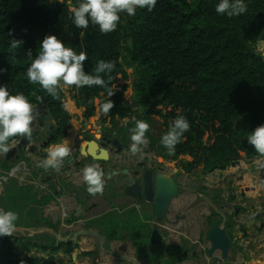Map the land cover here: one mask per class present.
<instances>
[{
    "label": "trees",
    "instance_id": "16d2710c",
    "mask_svg": "<svg viewBox=\"0 0 264 264\" xmlns=\"http://www.w3.org/2000/svg\"><path fill=\"white\" fill-rule=\"evenodd\" d=\"M217 3L157 0L150 12L122 13L117 29L102 34L91 23L87 29L74 26L70 16L79 0H0V85H6L11 94L23 93L34 106L50 109L53 136L47 147L68 136L74 116L67 108L66 92L60 87L54 99L39 85L30 84L25 75L43 38L56 35L77 53H87L86 72L94 74L101 59L115 62L108 82L114 90L111 97L99 86H70L76 106L85 109L84 116L97 114L110 134H125L121 123L127 118L122 130L134 127V118L146 121L152 149L170 159L189 155L190 160L181 161L187 172L202 165L209 169L227 164L243 152L253 155L247 135L264 124V59L254 51L264 31V0H245L247 11L232 18L217 14ZM132 76L133 104H128L126 91ZM102 78L107 80V75ZM109 99L114 107L105 115L101 105ZM180 115L190 129L176 145L175 154L168 155L160 138ZM156 122L160 126L154 135ZM12 164L4 158L6 171ZM3 191L0 208L18 214L16 227L56 229L43 217L47 200L36 198L33 186L11 178ZM61 245L49 234H12L3 243L0 264H56L52 259Z\"/></svg>",
    "mask_w": 264,
    "mask_h": 264
},
{
    "label": "crops",
    "instance_id": "0c3cea01",
    "mask_svg": "<svg viewBox=\"0 0 264 264\" xmlns=\"http://www.w3.org/2000/svg\"><path fill=\"white\" fill-rule=\"evenodd\" d=\"M47 110V109H46ZM48 111V110H47ZM35 122L38 120L35 119ZM33 130V129H32ZM71 147V155L65 160H69L70 157L75 156L77 153L74 144L69 143ZM142 150V149H141ZM37 157V153H31ZM40 155V154H39ZM127 155H132L127 153ZM134 156V155H133ZM132 156V157H133ZM42 160V156H38ZM138 162L139 157H134ZM115 160L124 162V152L121 155H116ZM84 163L81 166L75 167L69 165V167H62V175L60 180H55L52 175L48 174V171L42 169L40 173H45L46 180L41 183V187L44 189L47 187V194L44 195L47 200V204L43 207V217L56 226L57 231L64 237L72 239L70 243V249L64 256L60 252L55 256L62 263L65 261H72L73 255L76 256V264H160V257L156 254L159 252L162 257L169 253L172 249L171 245L179 246L181 243L188 244L189 247L193 245V241L198 238V231L204 230V224L199 223L197 220V214L193 213V216L188 223V226L196 225L198 229L191 230L190 234L177 235L170 234V230L159 229L162 235V245L157 246L151 242L152 232L156 227L154 222V216L149 211L142 212L140 206L136 204L130 196H123V189L120 188V184L116 187L107 188V181L114 167L110 168V162L106 161H94L99 168L106 169L103 171L104 178V190L105 196L110 191V202L103 200V195L97 194L96 196H87L83 201V204L88 207L90 213L85 214V211L78 198L80 195L77 193V187L84 186L83 181V168L89 165L90 161L86 158H82ZM15 163L16 161H12ZM114 162V160H113ZM171 162H167L166 167H169ZM245 170L244 177L238 180L236 168H230L227 170L221 180L225 182L221 184L222 197L227 201L230 199L231 194H238L247 186H252L246 193V197H240L238 202L245 208L244 212L237 217H231L227 229L229 235L234 241V246L231 250V255L236 259L234 264H264V217H258L257 212H263L264 205V186L258 181L261 174L258 172L256 175L251 174L248 169V165L244 162L241 165ZM203 170H200L198 174H201ZM241 173V172H240ZM60 174V175H61ZM218 173L215 174H201V179H205L204 184L207 192H210L215 180L218 181ZM225 178V179H224ZM198 178L193 177L192 181H186L183 177V185L192 183ZM106 186V187H105ZM237 186V187H236ZM33 191L37 193V188H33ZM123 194V195H122ZM91 199V200H90ZM195 200V195H183L178 204H175L174 209L178 212L180 206H183L187 201ZM82 201V200H81ZM234 202L223 203L222 205L231 213L234 206ZM149 209H152L151 207ZM205 214L208 213L207 209H203ZM90 214V215H89ZM104 216V218H102ZM96 217V218H95ZM102 218L101 220H97ZM124 218V234L119 233L120 226L123 225ZM173 214L168 215V221L172 220ZM120 220V221H118ZM122 223V224H121ZM201 224V226H199ZM210 228H206L208 232ZM92 230L95 234L90 235L84 233V230ZM114 233H110V232ZM194 231V232H193ZM82 235H78V233ZM209 233L206 234L204 240V246L210 247ZM84 252H94V255H84ZM217 253L215 256H218ZM44 256V255H43ZM193 252V249L188 250L186 259L178 264H211L213 255L210 256L207 251H200V259H197ZM45 258H48L44 256ZM60 262L58 264H60ZM65 263V262H64Z\"/></svg>",
    "mask_w": 264,
    "mask_h": 264
},
{
    "label": "clouds",
    "instance_id": "9594fccd",
    "mask_svg": "<svg viewBox=\"0 0 264 264\" xmlns=\"http://www.w3.org/2000/svg\"><path fill=\"white\" fill-rule=\"evenodd\" d=\"M157 0H79L77 7L71 12V20L78 29H87L89 24L98 26L102 34L113 32L121 20V14L135 16L137 9H147L149 12L156 6ZM245 0H218L215 12L229 18L237 17L247 11ZM40 51L27 67L25 75L30 84L39 85L52 98H57L60 87L75 86L76 88L99 86L104 88L108 96L114 90L108 87L112 79L111 73L116 64L114 61L99 60L94 74L84 70V62L88 60L85 51L74 50L56 35H47L39 44ZM32 55L31 51H28ZM107 75V80L102 78ZM114 104L111 99L101 105L103 114L107 115ZM35 106L23 93L11 94L6 85H0V155L11 150L12 138H30L32 125L36 119ZM134 127L130 129V151L136 154L141 147L149 143L146 133L149 124L146 121L133 119ZM190 124L183 115L175 118L168 131L160 138V144L167 150L168 155L175 154V148L182 141ZM247 142L259 156L264 157V124L257 126L247 135ZM71 155V147L67 140L50 144L46 156L39 162V167L59 171L66 158ZM83 181L90 196L103 194V171L95 164L83 168ZM19 217L15 211L0 208V236H11L16 230ZM76 264V256L72 257Z\"/></svg>",
    "mask_w": 264,
    "mask_h": 264
},
{
    "label": "flooded vegetation",
    "instance_id": "af4514ba",
    "mask_svg": "<svg viewBox=\"0 0 264 264\" xmlns=\"http://www.w3.org/2000/svg\"><path fill=\"white\" fill-rule=\"evenodd\" d=\"M257 44H259L261 47L258 48ZM254 51H255V53L259 52L260 53L259 56H262L263 59H264V31H263V34L259 37V39L255 43ZM99 125L101 127L100 137H102L104 133H107L109 139L118 138L124 144V150L120 154H118V155H121L124 152V162L123 161L120 162L118 160H115L114 157L117 154H115L114 152L111 153V162L110 161L107 162V163H109V162L111 163L110 164V168L114 167L112 172H111V175H110V177H109V179H108V181L106 183L107 184V188L109 190H110V187L114 188V187H116L119 184L117 182V179H118L119 176L113 174V172L115 170L117 172H119L120 174H124V178L127 177L126 175L133 176V172L137 169V164L139 162L145 161L147 163V165H149V166L155 165L156 170L159 171V169H160V171H163V172H166V173H169L170 175H172L174 177L176 183L179 184L180 187H181L180 190H179L178 197L175 198L172 201L169 210L164 215V219L163 220H157L156 219L155 207H154L153 203L138 202L135 199H132L130 197L136 204H138L140 206V209H143L142 212L149 211L151 213V215L154 216V222L156 223V227H157L155 229H158V231L160 232L161 229H164V228L167 229L168 228V230H170V234H168V235H171V233L177 234V235H181V236L182 235L184 236L186 233L190 234L191 230L198 229L196 225H192L191 227L188 226V223L190 222V219L193 216V213L197 214V217H198L197 220L199 221V223L204 224V226H205L204 230L202 229V230L198 231V238H197L196 241H193V245L191 247H189L188 244H185V243L182 242L181 245H179V246L171 245L172 249L169 250V253H167V255L164 256V257H162V254L158 252L156 254V256L160 257V259H159V260H161L160 264H178V263L183 262L186 259L187 255H188V250L190 248L193 249V252L196 255L198 254V256H196L197 259H200L199 255H200V251L201 250H203V252L207 251V253L209 254V248L206 249V247L204 246V243H203L204 240L206 239V234L209 233L208 230H206V228H210V226L213 227L214 222L216 220H222V218H221V216L219 214H217V212H215V210L209 205V203L202 198L203 194L207 195L208 198L210 199V201H212L219 208L225 210L228 213V218H229L228 223H229L231 217L240 216L244 212L245 208L242 207V205L240 203L241 201L238 202V200H240L239 199L240 197L245 198L246 196H243V193L246 194L253 187L252 186H247V187H245V189H243V191L241 193L231 194L230 199H228L226 201L225 198L222 197V194H221V189H220L221 187L220 186H221L223 180H221L220 176L222 175V177H223L224 173L227 170H229L230 168H236L238 170V172H237L238 175H237L236 178L238 180H240L241 177H244V173L243 172L245 170H243L242 167H241L242 163L244 162L246 165H248V169L247 170L249 172H251V174L256 175L258 172L261 174V176H259V178H258V181H260V183L264 186V157L259 156V154H257L256 152L253 155L246 154L245 152H243V153H241V156L238 159H235V160H233V161H231V162H229L227 164H223V165L217 164L219 166H226L225 169H219V170L211 171V169L215 165L213 167L209 168V169H206L202 165V166L198 167V169L193 171V172H187V171H185L182 168L181 161L182 160H190V156L189 155H182V156H180L177 159L159 157L157 155V151L155 149H152V147L151 148L146 147L145 150L142 149L140 152H138L136 154H132L131 151H130L131 140H130V129L129 128L126 129V130H122L123 126H121V131H126L125 134H119V131H114L112 134H110L109 132H107L105 130V128L102 127V125L100 123H99ZM40 126L42 127L43 124L41 123ZM52 127H53L52 125L49 127V130L47 131V138L44 141H42V144L40 145L43 148H40L39 150L37 148V145L34 144V142L38 141V138H39L38 133L37 132H32V136L29 138V140L32 141V144L36 146V149H37L36 152L40 151L37 154L38 155L40 154V156H42L43 159L46 156L45 152H46V149H47V144L51 140V137L53 136V133H51ZM100 137L99 138L98 137L91 138L89 136H85L84 139H99L98 141L101 143L102 142V138H100ZM49 138H50V140L48 141ZM21 139H22V137H20V139H19V141L17 143H19ZM44 142H47L46 145H44ZM147 145H150V143L146 144V146ZM107 147L111 148L112 145L109 144ZM78 148H79V146L77 147V152H78ZM128 152H129V154H132V155H127ZM135 155L139 157L138 162L134 158ZM184 156H188V158H186V157L184 158ZM73 157L74 156L70 157L69 160H67V161L65 160L64 161L65 165H67L69 163V165L72 164L75 167H77V166H81L82 163H84V161L82 160V157L75 158L73 161H71V159ZM86 159L88 161H90L89 164L94 163V161L91 158H86ZM113 160H114V162H113ZM176 160L177 161L179 160L178 165H177L178 169L173 168L172 170H170L168 167H166L167 162H169V161L172 162V161H176ZM77 162L79 164H77ZM233 163H235V165H232ZM62 167H64L63 164L61 166V169L58 172L55 171V170H47L48 174L52 175V178L55 180V182L57 180H60V176L64 177V175H65V174L64 175L61 174L62 170H63ZM103 169H104V167L102 168V170ZM104 170L106 171V169H104ZM200 170H203L202 171L203 176L206 173L207 174L218 173V175H219V177L218 176L216 177V178H218V181L215 180L210 192H207L205 187H204L205 185L202 184V182L205 183L206 181H205V179H201V174L202 173L198 174V172ZM39 175H41V181H45L46 180L47 175H46V177L44 179H42V177H43L42 173H39ZM194 176H195V178H198V179L196 181H194L193 184L189 183V184L183 185V182H182L183 181L182 180L183 177L186 178V181H188V180L192 181ZM225 180H224V182H225ZM33 181L34 180H31V182L28 185L33 186V188H34L35 185L32 183ZM120 188H122V186H120ZM35 189H36V187H35ZM103 191H105V190H103ZM77 193H78V195H80V199L78 198V203H80L81 206L83 207V209L85 211V214H87L88 212L90 213L91 211H89L88 207L85 206L87 203L83 204V201L85 200V198L87 196H89V194L86 191V185L77 187ZM186 194L187 195H193L194 194L195 195V200L187 201L183 206H180V208L178 209V212H177L176 211L177 208L174 209V206H175V204H178L177 203L178 200H180V198L183 195H186ZM101 195H103L102 197H103L104 201L111 203V200L109 199V196H108V195H110V191L107 193L106 196H105L104 193L101 194ZM234 195H236V198L233 197ZM123 196H127V195L124 194ZM37 197H38V195H37ZM44 197L45 196L43 195L40 198L38 197V199L41 200V199H44ZM234 201L236 202L235 205L232 206V207L231 206L228 207L230 209L232 208L231 213H229V211L222 204L225 203V202L230 203V202H234ZM150 207L152 209H149ZM204 208L207 209L208 213L205 214V211L203 210ZM263 208H264V205H263ZM263 208H262V211H263ZM169 214H173V218H172V220L168 221V215ZM102 218H104V216ZM102 218H99L97 220H101ZM118 221H120V220H118ZM201 224L199 226H201ZM227 226H228V224H227ZM227 226H226V228H227ZM87 230H84V231H87ZM90 231H92V230H90ZM227 231H228V229H227ZM114 232L112 231L110 233H114ZM119 233L121 235L124 234V218H123V225L120 226ZM45 234H49V233H45ZM161 237H162V235H161ZM71 245H72V243H65V242L62 243V245L60 246L59 252L65 256L67 254L68 250L70 249ZM155 245L161 246L162 242L160 244H155ZM233 246H234V244H233ZM217 253L219 254L218 256L220 257V253L219 252H215L214 256ZM219 257L215 256V258L212 259V263L211 264H234L235 263V262L221 263L219 261V259H220ZM59 262H60V260H59ZM60 264H73V261H65V260H63V262L62 263L60 262Z\"/></svg>",
    "mask_w": 264,
    "mask_h": 264
},
{
    "label": "water",
    "instance_id": "95a60500",
    "mask_svg": "<svg viewBox=\"0 0 264 264\" xmlns=\"http://www.w3.org/2000/svg\"><path fill=\"white\" fill-rule=\"evenodd\" d=\"M255 54L260 55L259 52H256ZM40 107L43 108V105H35V109ZM48 111L50 112L49 108ZM100 138H102L101 143L98 141L99 139H84L79 145L78 152L71 159V161H73L75 158L82 157L91 158L95 161L108 162L111 160L112 152L118 155L124 150V144L118 138L109 139L107 133H104ZM19 139L20 137L12 138L10 142L13 140L19 141ZM49 140L50 138L48 141ZM46 143L47 142H44V145H46ZM109 144L112 145L111 148L107 147ZM10 147L11 150L6 154L5 157L11 161H17L18 158L25 154L28 150L31 153L40 152H36V146L32 144V141L29 140V138H22L19 143ZM77 164L79 163L77 162ZM232 165H235V163ZM63 166L69 167V163L65 165V162H63ZM225 168L226 166L215 165L211 171ZM102 171L105 170L103 169ZM113 174L119 176L117 182L122 186L123 194L132 197L138 202H148L154 204L155 216L157 220L164 219L165 213L169 210L172 201L178 197L179 190L181 188L180 185L176 183L172 175L160 171V169L159 171L156 170L155 165L149 166L145 161L139 162L137 164V169L133 172V176L126 175L127 177L124 178V174H120L116 170L113 172ZM243 196H246V194L243 193ZM233 197L236 198V195ZM202 198L206 200L215 210V212H217V214H219L222 218V220H216L214 222L209 234V255L213 256L215 252H219V261L221 263L236 262V259L231 255V249L233 247L234 241L228 234L226 228L229 220L228 213L210 201L207 195L203 194ZM257 216L264 217V208L263 212H257ZM16 231L24 232L30 236L49 233L59 242L70 243L72 241V239L62 236L56 229L50 227H44L40 229L16 227L14 232ZM82 233H79L78 235H82ZM84 233H88L90 235L95 234V232L90 230H87ZM7 237L8 235L2 236L0 240V252ZM151 242L153 244H160L162 242V237L158 229L153 230Z\"/></svg>",
    "mask_w": 264,
    "mask_h": 264
},
{
    "label": "rangeland",
    "instance_id": "374dc122",
    "mask_svg": "<svg viewBox=\"0 0 264 264\" xmlns=\"http://www.w3.org/2000/svg\"><path fill=\"white\" fill-rule=\"evenodd\" d=\"M70 4L71 1H69ZM129 72L132 73V69H129ZM134 83H135V78L134 76H132V79L130 80V85L127 88L126 91V99H127V103L128 104H133V89H134ZM62 89L66 92V97H67V108L68 110L73 114V121L71 122V129L70 132L68 134V136L64 137L62 141L67 140L68 143H72L74 144V147L77 150V147L83 142L84 137L85 136H89L91 138H95V137H100V130L101 127L99 125V121H98V115L96 114L95 116H92L90 118H86L84 116V112L85 109L84 108H78L72 98V90L70 88V86H61ZM43 108L46 110H48V108L44 107ZM49 112V111H48ZM50 113V112H49ZM44 116L43 118H40L37 122L33 121V125H32V132H37L39 135L38 141L34 142L35 145H37L38 150L41 147L40 145L42 144V141H44L47 138V131L49 130V127L52 124V121L50 119V115ZM130 119L127 118L125 120L122 121L121 126H124ZM43 124V126L41 127L40 124ZM160 123L156 122L154 124V128H153V133L154 135L158 133V129H159ZM146 147L151 148L152 147V143H150V145H143L141 149L145 150ZM36 156H33L31 154V152H29V150L21 155L18 160L12 164L11 168L6 171L3 165V160L5 157V155H0V176L3 177V179L1 182L4 184H6L11 178L16 180L19 184L21 185H28L31 180L36 181V178L39 176L40 171L43 169L41 167H39V162L41 161L39 158ZM188 158V156H184V158ZM183 158V157H182ZM179 160L177 161H172L171 165L168 167L170 170H172L173 168L178 169L177 165H178ZM17 169V172L14 174L12 173L13 170ZM39 172V173H38ZM175 172V171H174ZM45 173L43 172V177L42 179L45 178ZM35 188V187H34ZM4 191H2L3 193ZM35 193V197H37V193ZM47 198V197H46ZM45 198V199H46ZM40 229V228H39ZM13 234H19V235H26V233L24 232H14ZM2 236H0V240H1ZM40 256H46L48 257V254H39ZM53 263L58 264L59 261H57V257H53Z\"/></svg>",
    "mask_w": 264,
    "mask_h": 264
},
{
    "label": "built area",
    "instance_id": "2783aa9c",
    "mask_svg": "<svg viewBox=\"0 0 264 264\" xmlns=\"http://www.w3.org/2000/svg\"><path fill=\"white\" fill-rule=\"evenodd\" d=\"M257 47L260 48L261 46L259 44H257ZM18 141L13 140L12 142H10V146H15L17 144ZM14 171V170H13ZM17 172V171H16ZM14 172V174L16 173ZM13 173V172H12ZM0 179H3V177L0 176ZM2 180H0V195L2 194V191L4 190V186L3 183L1 182ZM43 181H41V175H39L36 178V181H33L32 183L35 185V187L37 188V195L38 197H42L43 195L47 194V187L44 189V187H41V183Z\"/></svg>",
    "mask_w": 264,
    "mask_h": 264
},
{
    "label": "bare ground",
    "instance_id": "6f19581e",
    "mask_svg": "<svg viewBox=\"0 0 264 264\" xmlns=\"http://www.w3.org/2000/svg\"><path fill=\"white\" fill-rule=\"evenodd\" d=\"M48 113H49V112H48L47 110H44L42 113H40V114H36V119L39 120L40 118H43L44 116H47ZM16 171H17V169H15V170L13 171V173L16 172Z\"/></svg>",
    "mask_w": 264,
    "mask_h": 264
}]
</instances>
